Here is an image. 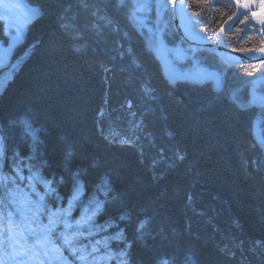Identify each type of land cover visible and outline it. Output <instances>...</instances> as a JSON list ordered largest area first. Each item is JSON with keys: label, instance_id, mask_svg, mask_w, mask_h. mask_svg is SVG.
Wrapping results in <instances>:
<instances>
[{"label": "trees", "instance_id": "trees-1", "mask_svg": "<svg viewBox=\"0 0 264 264\" xmlns=\"http://www.w3.org/2000/svg\"><path fill=\"white\" fill-rule=\"evenodd\" d=\"M27 1L40 15L0 67V229L11 213L24 234L42 195V223L68 210L73 228L34 244L38 264H120L122 250L128 264H264V105L250 104L264 61L190 45L172 0ZM187 7L208 39L223 26L232 48L264 40L236 0ZM0 40L10 42L1 17ZM157 47L177 72L211 77L169 78ZM72 232L75 256L63 239Z\"/></svg>", "mask_w": 264, "mask_h": 264}, {"label": "snow or ice", "instance_id": "snow-or-ice-1", "mask_svg": "<svg viewBox=\"0 0 264 264\" xmlns=\"http://www.w3.org/2000/svg\"><path fill=\"white\" fill-rule=\"evenodd\" d=\"M173 4H175L176 0H172ZM237 4L243 5L244 7H248V0H236ZM40 15L39 9H33V16L34 18H37ZM253 17H257L260 19L261 23L264 24V8H262L260 13L253 12L252 13ZM233 17L230 15L228 17V20H232ZM245 20L248 18L245 17ZM243 22V21H242ZM66 27V25H65ZM225 31V28L221 26L220 32L223 33ZM262 32H264V28L261 29ZM238 52L242 53H264V40L260 42V46L256 48H239L236 49ZM173 82V81H171ZM25 124H27V121H24ZM129 141H121V143H129ZM5 155V138L0 137V160H3ZM181 159L183 157H180ZM45 189L48 191H54V189H50L48 184H45ZM44 196H39V200L33 205V207L36 208V213L33 214L29 218H22V224L24 226V230L28 233V235L36 237V243L40 245H47L48 243H51L50 237L54 234V230L57 228L58 225H63L65 229H72L73 225L68 223V210H65L63 214L60 212H53L48 214L46 217L48 220L47 224L42 223L41 216L42 214L39 212V209L44 201ZM69 209H71V203H69ZM97 211L100 210V205H97ZM93 215H95V212H93ZM8 221L7 225V230L5 231H0V237H8L9 244L5 245V242L3 239H0V248H5L8 247L9 245L11 246V251L10 252H5V256H7L9 259L12 260H17L18 259V264H23L24 257L34 255V250L32 248H29L25 245H19V241H16L13 243L15 240V235L16 233L13 231L12 236H9L8 233L9 231H12L14 229V226L11 221V213L8 214V216L5 218ZM89 220H91V217H88ZM121 220L124 219L123 216L120 217ZM35 223L39 229V231H36L32 229L29 225ZM80 222H77L79 225ZM143 223H141L140 227L143 228ZM77 235L76 232L70 233L68 236H65L64 239V244L73 252V255L75 256L76 251L73 249V241L75 239V236ZM20 238L21 239H27L26 236H24L23 233H20ZM114 239H123L122 234L117 233L114 237ZM129 256V252L127 250H122L118 254V259L120 264H128L127 257ZM81 260H84L85 257L81 255L79 257ZM0 264H4L3 257H0Z\"/></svg>", "mask_w": 264, "mask_h": 264}, {"label": "rangeland", "instance_id": "rangeland-1", "mask_svg": "<svg viewBox=\"0 0 264 264\" xmlns=\"http://www.w3.org/2000/svg\"><path fill=\"white\" fill-rule=\"evenodd\" d=\"M257 1L254 4V7L257 4ZM264 6V0H261ZM33 9H39L37 6L28 3L27 0H0V15L4 18L7 27V34L9 36L10 42L9 44H5L2 40H0V66L7 65L11 60V54L14 50L15 46L23 39V36L26 31V25L28 20L33 17ZM251 8L244 10L243 13H248ZM242 10V9H241ZM261 12V10H260ZM21 13V14H20ZM22 16V17H21ZM190 17H192L189 14ZM258 23L262 25L261 21ZM157 52L162 61L163 68L166 73H177L176 68L171 64V55L169 54V50L163 47H157ZM204 78H210L211 75L204 74ZM260 98H263V95H259ZM109 113V104L106 99L103 103L102 108L100 109V115L107 116ZM107 128V133L111 136L117 135L116 132H112L114 128V124H110ZM255 135L257 138H260V133L258 127L255 126ZM121 136V135H119Z\"/></svg>", "mask_w": 264, "mask_h": 264}, {"label": "water", "instance_id": "water-1", "mask_svg": "<svg viewBox=\"0 0 264 264\" xmlns=\"http://www.w3.org/2000/svg\"><path fill=\"white\" fill-rule=\"evenodd\" d=\"M185 2L187 4V0H176L175 4L173 5V17H174V24L176 27V30L179 34V36L186 42L192 45H196L199 47L206 48L214 53H217L221 56H223L225 59L226 57L224 56V53H230L233 57V60L226 59L227 61L231 63H252V62H258V61H263L264 60V54L261 55H253L252 53H242L238 52L233 48L224 46L222 44L216 43L215 41L208 39L206 37H202V39H196L189 35L187 31L184 29L182 23H181V5L182 2ZM256 0H248V7H244L243 10H246L248 8H253ZM260 13V12H259ZM251 20H257L260 21L259 18L257 17H251ZM264 27V24H262ZM168 76H173V77H182L183 75L180 74H168ZM264 83V78H260L256 80L250 88V95L253 98V102L251 105H256V106H262L264 105V98H259L257 94V88L260 84Z\"/></svg>", "mask_w": 264, "mask_h": 264}, {"label": "bare ground", "instance_id": "bare-ground-1", "mask_svg": "<svg viewBox=\"0 0 264 264\" xmlns=\"http://www.w3.org/2000/svg\"><path fill=\"white\" fill-rule=\"evenodd\" d=\"M239 5V8L240 9H243L244 7H243V5H240V4H238ZM262 8H264V6H260L259 8H258V10H256V8H251L250 10H249V12L248 13H253V12H257V13H259L260 12V10H262ZM202 17H203V15H202ZM200 19H202V18H199V20ZM203 21H205L204 19H203ZM250 22H258L257 20H252V21H250ZM181 23H182V25H183V27H184V29L187 31V33L189 34V35H191L192 37H194V38H196V39H202V35L198 32V30L194 27L195 25H194V19H192L190 16H189V14L187 13V6H186V4H185V2L183 1L182 2V5H181ZM222 36H223V34L221 33L220 34V38L217 40V41H215V40H213V41H215L216 43H219V44H222V45H224V46H227V47H230V46H228V45H226L223 41H222ZM190 45H192V44H190ZM230 48H232V47H230ZM233 49H235V48H233ZM236 50V49H235ZM253 55H255V56H257V55H261V54H264V53H259V52H255V53H252ZM224 56L226 57V59H229V60H233V57H232V55L229 53H224ZM223 57V56H222ZM224 58V57H223ZM264 61V60H263ZM178 74H180V75H183V76H187L188 74H189V76H192V78H193V80L194 81H197V82H199V81H201L204 77H203V75H200V74H198V73H189V72H177ZM191 74V75H190ZM168 76V75H167ZM172 79H175L176 77H173V76H170ZM169 77V78H170ZM260 78H264V75H261L260 77H258V78H256L254 81H253V83L256 81V80H258V79H260ZM252 83V84H253ZM262 84H264V83H262ZM261 85V84H260ZM259 85V86H260ZM258 86V87H259ZM257 94H259L260 95V93L258 92V88H257ZM250 99H251V101H250V104H252V102H253V98L251 97V95H250Z\"/></svg>", "mask_w": 264, "mask_h": 264}]
</instances>
